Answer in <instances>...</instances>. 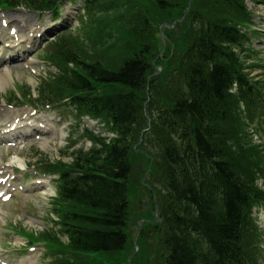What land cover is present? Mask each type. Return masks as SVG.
Here are the masks:
<instances>
[{"label": "trees", "instance_id": "16d2710c", "mask_svg": "<svg viewBox=\"0 0 264 264\" xmlns=\"http://www.w3.org/2000/svg\"><path fill=\"white\" fill-rule=\"evenodd\" d=\"M0 1L44 11L65 0ZM104 2L91 0L88 13ZM196 2L179 22L192 25L185 33L179 73L166 67L149 79L157 72L154 35L126 38L125 51L108 62L83 56L66 36L51 44L56 71L43 81L37 99L46 104L72 101L78 116L99 118L115 133L107 141L87 133L96 146L75 150L71 164L44 163L59 176L53 210L69 238L64 253L75 255L56 257L55 264H94L85 258L88 254L111 260L129 246L135 159L153 161L148 183L155 186L163 218L157 237L164 255L152 264H255L247 218L257 190L237 157L240 145L246 147L238 141L244 113L258 118L264 108V90L248 78L236 51L249 39L242 27L251 25L252 16L246 0H210L201 13L193 9ZM156 4L163 10L174 6L173 0ZM141 19L145 28L139 32L144 34L148 17ZM149 120L150 130L143 133ZM145 237H139L146 243L141 252L148 246L155 251Z\"/></svg>", "mask_w": 264, "mask_h": 264}, {"label": "rangeland", "instance_id": "374dc122", "mask_svg": "<svg viewBox=\"0 0 264 264\" xmlns=\"http://www.w3.org/2000/svg\"><path fill=\"white\" fill-rule=\"evenodd\" d=\"M158 0H107L98 6L97 13H93L92 17L89 19V30L83 25L79 19L75 21L73 25L74 28L68 32L66 39L73 46L77 52L81 53L83 56H94L100 58L101 60L110 61L114 60L119 54L123 53L127 48V39L132 41L135 38L144 39L147 36L154 35L156 39V48L159 51L158 56L153 57L154 64L160 65L161 70L168 67L169 71L180 72L181 56L185 50V45L188 41V37L185 33H189L191 26L185 24V26H179V22L174 24L177 18L180 17V11L183 8H188L189 0H173V8H167L165 10L161 9L158 4ZM210 0H198L193 9L196 11L204 12L206 7L210 5ZM193 3V2H192ZM250 8H254L252 3H249ZM141 11V12H140ZM254 12V25L252 29L257 28V33H260L259 37H254L252 40L251 47L255 51L252 53V58L248 60V66L263 67L250 70V76L259 82L260 86L264 87V7L257 6L253 10ZM34 12L25 9H12L11 11H0V19L5 18L7 21L12 20V26H16L13 20L14 17L29 16L33 20ZM138 15L140 16L138 18ZM148 17L147 29L144 34L139 31L143 29V20L141 17ZM35 22H38L37 17ZM168 24V26L165 25ZM170 24V25H169ZM174 24V27L172 25ZM164 28H162V26ZM187 30V31H186ZM50 35L51 30H47ZM93 33V36L89 39V36ZM126 35H128L126 37ZM125 37V39H124ZM129 37V38H128ZM127 38V39H126ZM164 38V40H163ZM85 42H84V41ZM155 44V43H154ZM91 45H94L91 48ZM164 49V52H163ZM38 51V50H37ZM161 62V63H158ZM158 63V64H157ZM15 65V66H13ZM8 65L11 68V76L9 81L3 88H0V123L12 122L13 115L25 113L24 109L12 108L6 104L5 97H8L12 91L16 93H21L22 86L27 84L33 90V94L37 95L38 89L36 88L40 84V79L45 77L48 71H55L54 67H48L45 65L43 60V54L35 53L33 57L26 60L24 63H18ZM159 71V70H158ZM161 71L159 72V74ZM159 74H155L157 77ZM54 113V112H53ZM73 126L71 127V125ZM76 120L72 116L65 120L64 118L60 121V125L55 123V134H48L42 139H35L28 143L27 146L2 147L0 148V164L2 168H8L9 172L12 169H16V177L21 178L23 175L22 171H18L19 166L28 165L30 161V156L32 152L37 150L48 155L52 159H61L60 151L63 148H67L72 130L76 128ZM91 127L95 128L97 131H101L102 125L97 123V121L90 124ZM232 129V126H230ZM103 135L106 136L107 130H103ZM250 141H252L253 136L249 134ZM258 136L252 141V147L246 142L244 137H240L238 140L243 141L244 146L240 145L237 157L239 158L238 166L242 169L244 176L247 175L249 179L254 182H258L259 188L264 192V146L260 145L257 149L253 146V142H258ZM83 142H79L78 147L82 146ZM259 143V142H258ZM90 144V142H88ZM237 144V142H235ZM137 149V146H136ZM9 153V154H8ZM132 158L134 156L132 155ZM65 160L70 158L64 156ZM37 160V158H34ZM136 170L134 173V181L132 185V203L134 210L140 209V201L146 196L142 189L141 182L136 183V180L140 178L141 172L143 171L142 162H137L135 159ZM11 167H10V166ZM15 167L14 168H12ZM149 164L145 166L147 169ZM28 177L30 179H41L40 191L29 190V184L25 185V190L15 191L14 196L11 198L13 202L9 203L0 212L2 217H0V253H3L6 259L13 263L19 264H33L37 260L36 264H50V258L43 251V245L36 243L38 249L34 250L32 253H26L25 250L21 249V245L24 247L29 246V242L26 237L17 236L10 232L9 223L15 225L18 229L25 230L26 233H42L43 230H48V232L55 235V231H59L57 225L52 222L55 215L50 213V202L52 196L56 194V188L54 187L53 177H43L37 175L32 168L29 167ZM45 178V179H44ZM34 180V181H35ZM19 183V182H18ZM19 187V186H18ZM12 188V187H11ZM151 197V196H150ZM18 209V210H16ZM21 209V210H19ZM13 211V212H12ZM19 211V212H18ZM12 232L17 230L11 227ZM61 241L58 242L61 248H66L69 246L68 238L61 233ZM132 237L130 236V241ZM153 246L156 249L151 250L148 246L149 251L146 253H141L145 246L143 244L130 243L129 246L122 251L119 257L107 259L101 254H88L85 256L87 260L95 261L96 264H149L147 262V257L149 256V262L152 264L157 258L164 255V250H162L161 239L154 238ZM14 245H20L18 249H15ZM33 245V244H32ZM140 249V250H139ZM161 250V252L159 251ZM157 251V252H156ZM141 254H140V253ZM10 253H15L17 255H10ZM9 255V256H8ZM66 256L75 258V255L70 251L65 253ZM2 260L5 259L2 257ZM102 260V261H100ZM23 262V263H22ZM100 262V263H97ZM102 262V263H101ZM2 264V262H0Z\"/></svg>", "mask_w": 264, "mask_h": 264}, {"label": "bare ground", "instance_id": "6f19581e", "mask_svg": "<svg viewBox=\"0 0 264 264\" xmlns=\"http://www.w3.org/2000/svg\"><path fill=\"white\" fill-rule=\"evenodd\" d=\"M30 32H32V27L29 28ZM23 32L22 29H19V32ZM25 39H28V35L24 34ZM22 38V39H23ZM22 44V43H20ZM15 48V44L14 42L10 41L9 43H6V45L4 46V48H1L0 52L3 50H9L11 51L12 49ZM6 59L3 58V56H0V64L5 63ZM11 76V71L7 70L6 68H3L2 71H0V88H3V86L6 85V83L9 81V77ZM135 165V164H134ZM133 165V170H132V175H134L135 170H136V166ZM130 181L133 183L134 181V176L131 177ZM141 182L142 184V189L144 191L145 194L147 195H151L153 193H156V189L155 186L151 185L148 183V174L145 173L144 171L141 172V176L139 179L136 180V183L139 184ZM135 214H136V210H135ZM152 225V223H150L147 227H150ZM93 263V262H92ZM96 264V263H94Z\"/></svg>", "mask_w": 264, "mask_h": 264}, {"label": "flooded vegetation", "instance_id": "af4514ba", "mask_svg": "<svg viewBox=\"0 0 264 264\" xmlns=\"http://www.w3.org/2000/svg\"><path fill=\"white\" fill-rule=\"evenodd\" d=\"M143 219H146V218L144 217ZM143 219H142V220H143ZM153 222H155V221H153ZM148 229L152 230V228H148Z\"/></svg>", "mask_w": 264, "mask_h": 264}, {"label": "water", "instance_id": "95a60500", "mask_svg": "<svg viewBox=\"0 0 264 264\" xmlns=\"http://www.w3.org/2000/svg\"><path fill=\"white\" fill-rule=\"evenodd\" d=\"M145 203V202H144ZM144 206H145V204H144Z\"/></svg>", "mask_w": 264, "mask_h": 264}]
</instances>
